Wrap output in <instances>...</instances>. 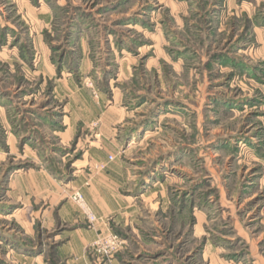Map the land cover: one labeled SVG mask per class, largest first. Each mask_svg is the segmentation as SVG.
I'll return each instance as SVG.
<instances>
[{"label": "rangeland", "instance_id": "obj_1", "mask_svg": "<svg viewBox=\"0 0 264 264\" xmlns=\"http://www.w3.org/2000/svg\"><path fill=\"white\" fill-rule=\"evenodd\" d=\"M95 141L144 186V240L98 264H264V0H0V210Z\"/></svg>", "mask_w": 264, "mask_h": 264}, {"label": "crops", "instance_id": "obj_2", "mask_svg": "<svg viewBox=\"0 0 264 264\" xmlns=\"http://www.w3.org/2000/svg\"><path fill=\"white\" fill-rule=\"evenodd\" d=\"M66 130L73 131L71 126ZM115 137L112 140L124 148L127 141ZM109 154L112 151L106 143L95 141L73 163L71 173L56 175L42 164L26 170L20 167L10 174L7 194L14 205H9L6 215L5 211L0 213L14 220L18 229L0 226V248L6 252L3 264H98L91 244L99 234L112 230L128 241L137 242L138 236L144 240L138 234L143 223V205L138 200L143 196V179L133 180L130 162L119 155L105 170L97 171ZM76 191L83 194L97 216L94 225L71 198ZM128 250L129 245L123 252ZM123 252L113 256L109 264H125Z\"/></svg>", "mask_w": 264, "mask_h": 264}, {"label": "built area", "instance_id": "obj_3", "mask_svg": "<svg viewBox=\"0 0 264 264\" xmlns=\"http://www.w3.org/2000/svg\"><path fill=\"white\" fill-rule=\"evenodd\" d=\"M114 157L111 155L110 159ZM71 198L79 204L81 209L84 211L88 222L94 225L98 218L88 207L83 194L80 191H76L72 194ZM124 243L123 238L112 231L101 233L97 236L96 240L91 244L92 252L102 258H109L112 254L117 252L122 244Z\"/></svg>", "mask_w": 264, "mask_h": 264}]
</instances>
